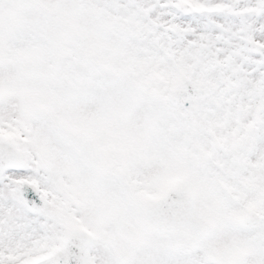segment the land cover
<instances>
[{
    "label": "snow or ice",
    "instance_id": "1",
    "mask_svg": "<svg viewBox=\"0 0 264 264\" xmlns=\"http://www.w3.org/2000/svg\"><path fill=\"white\" fill-rule=\"evenodd\" d=\"M0 264H264V0H0Z\"/></svg>",
    "mask_w": 264,
    "mask_h": 264
}]
</instances>
